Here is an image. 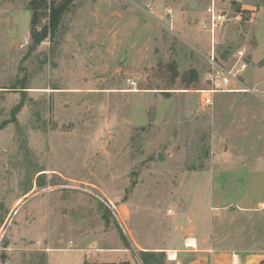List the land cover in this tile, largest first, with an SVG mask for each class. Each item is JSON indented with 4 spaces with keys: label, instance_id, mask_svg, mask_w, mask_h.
I'll return each mask as SVG.
<instances>
[{
    "label": "rangeland",
    "instance_id": "rangeland-1",
    "mask_svg": "<svg viewBox=\"0 0 264 264\" xmlns=\"http://www.w3.org/2000/svg\"><path fill=\"white\" fill-rule=\"evenodd\" d=\"M211 1L75 0L49 38L0 0V264H264V99L208 80L243 51L264 91V0L214 47Z\"/></svg>",
    "mask_w": 264,
    "mask_h": 264
},
{
    "label": "built area",
    "instance_id": "built-area-1",
    "mask_svg": "<svg viewBox=\"0 0 264 264\" xmlns=\"http://www.w3.org/2000/svg\"><path fill=\"white\" fill-rule=\"evenodd\" d=\"M222 0H212L208 7L204 10V17L200 20V28L214 38L217 30L229 20V12L223 11L218 6ZM229 3H240V0H227ZM238 14V15H236ZM233 18L238 19L239 13H236ZM213 44V42H212ZM214 46V44H213ZM244 52L238 51L233 55L234 64L230 67H225L220 63L212 52L208 57L210 74L208 80L215 88L210 92L222 93H247L254 97L264 99V91L259 89V84H249L245 80V71L248 64L244 61Z\"/></svg>",
    "mask_w": 264,
    "mask_h": 264
},
{
    "label": "trees",
    "instance_id": "trees-1",
    "mask_svg": "<svg viewBox=\"0 0 264 264\" xmlns=\"http://www.w3.org/2000/svg\"><path fill=\"white\" fill-rule=\"evenodd\" d=\"M48 1V34L49 38L56 34L62 17L75 0H46ZM86 264V263H84Z\"/></svg>",
    "mask_w": 264,
    "mask_h": 264
},
{
    "label": "crops",
    "instance_id": "crops-1",
    "mask_svg": "<svg viewBox=\"0 0 264 264\" xmlns=\"http://www.w3.org/2000/svg\"><path fill=\"white\" fill-rule=\"evenodd\" d=\"M240 2H241V0H240ZM218 4V6L219 7H221L220 6V4L221 3H217ZM228 6V5H227ZM245 7L246 6H241V10H243V9H245ZM236 14V13H235ZM234 14V15H235ZM236 15H238V14H236ZM252 15V14H251ZM216 34V33H215ZM215 34H214V38H212L213 40H212V42H213V44H215V42H214V39H215ZM263 46H264V40H259V44L257 45V49H256V51H255V53H251V64H252V67L254 66V65H257L260 61H261V56H262V54H260V52H262L261 51V48L263 49ZM214 47V46H213ZM261 74H263L264 75V73H259V74H257V78L258 77H261ZM245 77V76H244ZM245 80L247 81V79H246V77H245ZM192 252V253H191ZM209 252L207 251V250H204V251H199V250H193V251H189V252H184V254H186L187 256H190V257H194V258H199V257H202V256H204V255H207ZM201 254H204V255H201ZM208 256V255H207Z\"/></svg>",
    "mask_w": 264,
    "mask_h": 264
},
{
    "label": "bare ground",
    "instance_id": "bare-ground-1",
    "mask_svg": "<svg viewBox=\"0 0 264 264\" xmlns=\"http://www.w3.org/2000/svg\"><path fill=\"white\" fill-rule=\"evenodd\" d=\"M187 244H188V246H192V247H194L195 246V241L194 240H192V239H189L188 241H187ZM169 257H170V259H174V257H175V253H171V254H169Z\"/></svg>",
    "mask_w": 264,
    "mask_h": 264
}]
</instances>
